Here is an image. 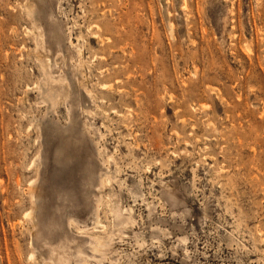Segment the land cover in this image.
Masks as SVG:
<instances>
[{"label":"rangeland","instance_id":"374dc122","mask_svg":"<svg viewBox=\"0 0 264 264\" xmlns=\"http://www.w3.org/2000/svg\"><path fill=\"white\" fill-rule=\"evenodd\" d=\"M0 264H264V0H0Z\"/></svg>","mask_w":264,"mask_h":264},{"label":"bare ground","instance_id":"6f19581e","mask_svg":"<svg viewBox=\"0 0 264 264\" xmlns=\"http://www.w3.org/2000/svg\"><path fill=\"white\" fill-rule=\"evenodd\" d=\"M31 11V10H30ZM27 15V14H26ZM40 38V37H39ZM39 38H36V40L38 39L39 40ZM37 45H38V43H37ZM41 68V67H40ZM63 81L64 80H52V77H49L48 78V82L45 84L46 85V87H47V92H46V95H44V96H46V98H47V100L52 104V105H55L56 104V99L60 96V90H62V88H60V90L59 89H55L53 86H52V84L53 83H59L60 84V87H61V84L63 83ZM51 83V84H50ZM106 85V84H105ZM39 91V93H40V90H38ZM64 97L66 98V97H68V94L66 93L65 95H64ZM62 98V97H61ZM50 104V105H51ZM51 108V107H50ZM42 128V127H41ZM41 133V132H40ZM80 156V155H79ZM78 158V157H77ZM62 166V165H61ZM32 182V181H31ZM29 185H32V184H30L29 183ZM29 190V189H28ZM119 211V210H118ZM115 212V211H114ZM117 213V212H116ZM116 217V216H115ZM128 219H129V217H128ZM129 221V220H128ZM94 239V238H93ZM98 240V239H97ZM93 242V241H92Z\"/></svg>","mask_w":264,"mask_h":264}]
</instances>
